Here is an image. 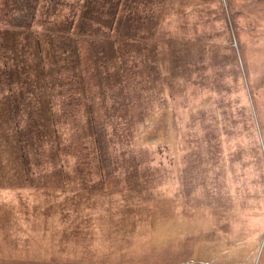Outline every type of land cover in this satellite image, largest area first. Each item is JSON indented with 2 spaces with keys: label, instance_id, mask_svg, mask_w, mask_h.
<instances>
[{
  "label": "rangeland",
  "instance_id": "374dc122",
  "mask_svg": "<svg viewBox=\"0 0 264 264\" xmlns=\"http://www.w3.org/2000/svg\"><path fill=\"white\" fill-rule=\"evenodd\" d=\"M0 264H264V0H0Z\"/></svg>",
  "mask_w": 264,
  "mask_h": 264
}]
</instances>
